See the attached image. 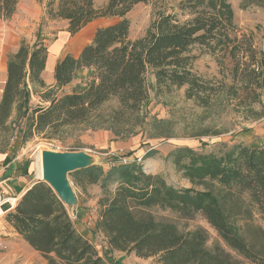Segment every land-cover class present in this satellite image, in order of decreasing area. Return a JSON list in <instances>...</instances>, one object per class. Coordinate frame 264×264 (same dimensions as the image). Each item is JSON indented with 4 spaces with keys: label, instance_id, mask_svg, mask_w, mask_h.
Listing matches in <instances>:
<instances>
[{
    "label": "trees",
    "instance_id": "obj_1",
    "mask_svg": "<svg viewBox=\"0 0 264 264\" xmlns=\"http://www.w3.org/2000/svg\"><path fill=\"white\" fill-rule=\"evenodd\" d=\"M152 1L108 0L97 9L93 0H48L47 19L65 22L71 36L98 19L118 21L98 29L78 57L57 62V91L85 70L91 80L81 92L53 97L46 108L32 109L30 100L31 87H46L42 74L48 47L40 37L33 44L22 41L7 64L0 129L17 125L23 143L69 127L133 134L148 117L151 92L157 96L171 88H185V98L206 112L231 106L247 120L264 118V49L255 47L252 35L239 34L228 0H185L165 8L143 38L131 40L128 14ZM17 4L0 0V18H12ZM252 6L264 8V0H242V9ZM196 49L216 58L221 80L194 71ZM111 102L116 107L106 119L98 112ZM219 135L207 129L198 137ZM201 149L179 147L167 157L192 188H177L161 175L148 174L137 160L113 159L107 170L93 165L70 174L73 187L99 186L102 191L95 231L107 240L104 257L77 232L68 209L43 181L25 192L6 221L47 264H112L108 256L114 252L154 258L156 264H243L220 243L208 247L204 229L183 231L152 211H168L181 220L201 216L239 258L264 264V243L246 235L255 219L264 223V148L225 143L209 153ZM257 229L264 237V228Z\"/></svg>",
    "mask_w": 264,
    "mask_h": 264
},
{
    "label": "rangeland",
    "instance_id": "obj_2",
    "mask_svg": "<svg viewBox=\"0 0 264 264\" xmlns=\"http://www.w3.org/2000/svg\"><path fill=\"white\" fill-rule=\"evenodd\" d=\"M38 1L40 3L45 2L46 8L48 0ZM93 1L97 9L103 8L108 2V0ZM182 1L185 0H153L148 4L137 5L127 16L130 21V39L143 38L163 9L166 8L169 11L170 8ZM228 2L233 8L239 34L252 35L255 47L258 50H263L264 8L252 6L248 9H242V0H228ZM45 8L39 21L29 20L26 21V25L19 27L21 33L18 45L20 46L22 41L33 44L40 37L48 47L52 61L55 59L59 61L67 55L78 57L83 48L92 42L96 30L114 25L118 21L117 19H98L77 35L71 36L66 31L67 24L65 22L47 19ZM21 21L23 20L21 19ZM19 23L20 21H17L16 25L19 26ZM194 54L198 56L194 63V71L199 76L205 79L216 78L221 80L222 76L219 75V67L214 56L204 49H196ZM84 72L79 73L69 86L60 91L52 90L43 93L42 88L34 90V87H31L33 96L31 95L30 107L32 109L39 107L38 103L51 100L54 96L59 97L67 93L83 91L91 80L89 74ZM50 92L52 93L50 94ZM115 107L116 103L111 102L98 113L107 119ZM256 109L261 111L259 107ZM147 113V119L141 127L136 128L133 134H115L111 129L94 130L84 127H69L61 130L58 134L51 132L43 136L36 135L26 143H23L18 134V126L10 124L8 131L0 129V149H6L12 158L17 159L24 168H27L26 171L39 181L43 180L42 155L45 151H51L61 155L69 153L86 155L91 161H87L86 165L89 162L90 164H99L105 170L110 167L113 159H123L125 162L137 160L148 174L161 175L168 184L177 188H192L182 174L177 172L172 162L167 161L169 154L176 148L188 147L194 150H202L201 148L204 147L206 153L216 151L218 144L225 143L228 145L242 143L253 148H264V118L247 120L244 114L233 111L231 106L219 112H206L196 106L193 101L185 98V88L164 89L157 96L151 92ZM13 121H15V117H13ZM207 129L219 132L220 135L217 137H198L200 131ZM162 130H165L166 132L163 133L169 137L160 135ZM151 151L156 153L147 159V154ZM68 180L71 183L70 176ZM71 186L76 199L75 208L78 206L81 214L89 213L93 221L96 218L98 220L100 211L98 202L102 197L100 187L90 186L83 190ZM111 190H114V187ZM9 208L10 205H5L2 210L5 212ZM152 213L158 219L176 222L183 231L204 229L209 237L208 247L213 248L216 243H220L237 260L243 264H248L219 240L215 230L201 216H197L193 220H181L168 211L155 209ZM255 220V224L250 226L251 229L246 231L247 239L252 241L256 238L258 242L264 243L263 235L257 231L259 226L264 228V223L258 219ZM95 233L97 232L95 231ZM95 241L99 251H105V253L108 251L100 236L96 237ZM110 258L113 259L112 264L118 259L120 264H156L154 258L140 259L135 255L127 256L124 254L120 257L111 253ZM43 261L45 260L41 256L34 262L35 264H42Z\"/></svg>",
    "mask_w": 264,
    "mask_h": 264
},
{
    "label": "crops",
    "instance_id": "obj_3",
    "mask_svg": "<svg viewBox=\"0 0 264 264\" xmlns=\"http://www.w3.org/2000/svg\"><path fill=\"white\" fill-rule=\"evenodd\" d=\"M44 8L45 2L40 3L38 0H18L16 11L12 18L8 20L0 18V100L7 81V64L9 57L19 48L18 44L20 42L21 33L19 27L26 25V21L29 20L39 21ZM21 19L24 22L21 21ZM17 21H20L19 26L16 25ZM50 61L52 60L49 51L46 69L42 74V79L45 82L46 88L41 89L34 87V90L41 89L43 93L57 90L54 70L58 61L55 59L49 64ZM85 72L88 73L87 70H85ZM49 101L50 100L38 103L39 107H48L50 105ZM26 170L27 168H24L17 159L12 158L6 149H0V194L2 193L6 199L14 200V207L25 192L39 181ZM78 208V206L75 208V215L68 210L71 219L75 223L77 232L85 239L89 240L95 247L97 245L95 241L96 237L98 238V236H100L104 241V245H106L105 248L108 249L105 236L102 233H95L94 231L97 218L93 221L89 213L81 214ZM13 209L10 207L4 213L0 214V264H15V262H18V264H35L34 261H36L38 257H41L40 253L36 252L17 232L13 225L6 221L7 214ZM88 221H90V223H88ZM97 250L101 257L105 256V251H99L98 248ZM112 254L120 257L124 255L120 252H114ZM110 255L111 253L108 256L109 258ZM111 261H113V259ZM123 261H121V263H123ZM119 262L118 259L114 261V264H120ZM42 264L47 263L43 261Z\"/></svg>",
    "mask_w": 264,
    "mask_h": 264
},
{
    "label": "water",
    "instance_id": "obj_4",
    "mask_svg": "<svg viewBox=\"0 0 264 264\" xmlns=\"http://www.w3.org/2000/svg\"><path fill=\"white\" fill-rule=\"evenodd\" d=\"M42 160L44 173L42 181L54 190L64 206L75 215L76 199L72 190V183L68 180L69 176L73 172L99 164L91 163L86 166L75 164L73 166L76 162L90 160L83 154L69 153L61 155L51 151H45L42 155Z\"/></svg>",
    "mask_w": 264,
    "mask_h": 264
},
{
    "label": "built area",
    "instance_id": "obj_5",
    "mask_svg": "<svg viewBox=\"0 0 264 264\" xmlns=\"http://www.w3.org/2000/svg\"><path fill=\"white\" fill-rule=\"evenodd\" d=\"M11 201H14V200L6 199V198L3 196L2 193L0 194V211H1V214L4 213V211H3L2 209H3V207H4L5 205H10L11 209L14 208V205L12 204ZM14 202H15V201H14Z\"/></svg>",
    "mask_w": 264,
    "mask_h": 264
},
{
    "label": "bare ground",
    "instance_id": "obj_6",
    "mask_svg": "<svg viewBox=\"0 0 264 264\" xmlns=\"http://www.w3.org/2000/svg\"><path fill=\"white\" fill-rule=\"evenodd\" d=\"M86 163H87V161H82V162H76V163H74V165L73 166H75V164H77L78 166H86ZM89 164H90V162H89ZM88 165V164H87ZM42 178L44 179V173H43V176H42ZM11 202H13V205L15 204V202L14 201H11Z\"/></svg>",
    "mask_w": 264,
    "mask_h": 264
}]
</instances>
